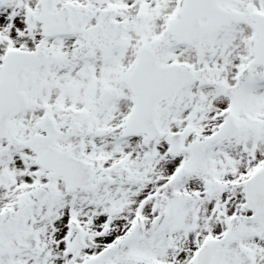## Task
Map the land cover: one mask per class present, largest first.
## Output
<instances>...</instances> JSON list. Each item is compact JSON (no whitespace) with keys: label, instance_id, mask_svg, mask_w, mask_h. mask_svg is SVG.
I'll use <instances>...</instances> for the list:
<instances>
[{"label":"snow or ice","instance_id":"obj_1","mask_svg":"<svg viewBox=\"0 0 264 264\" xmlns=\"http://www.w3.org/2000/svg\"><path fill=\"white\" fill-rule=\"evenodd\" d=\"M0 264H264V0H0Z\"/></svg>","mask_w":264,"mask_h":264}]
</instances>
